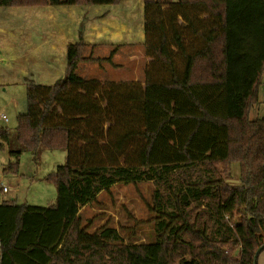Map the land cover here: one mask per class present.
<instances>
[{
	"label": "trees",
	"instance_id": "16d2710c",
	"mask_svg": "<svg viewBox=\"0 0 264 264\" xmlns=\"http://www.w3.org/2000/svg\"><path fill=\"white\" fill-rule=\"evenodd\" d=\"M144 13L143 82L79 75L84 42L68 45L54 84L27 82V112L9 150L16 161L4 172H19L23 151L65 150L66 162L46 178L56 185L53 203L0 202V264H257L264 114L250 111L264 72V0H144ZM114 52L89 60L112 62ZM0 140L10 142L3 124ZM143 181L154 183L152 240L125 241L108 224L89 231L83 207L116 183Z\"/></svg>",
	"mask_w": 264,
	"mask_h": 264
},
{
	"label": "crops",
	"instance_id": "0c3cea01",
	"mask_svg": "<svg viewBox=\"0 0 264 264\" xmlns=\"http://www.w3.org/2000/svg\"><path fill=\"white\" fill-rule=\"evenodd\" d=\"M81 42L87 45L84 52L87 60L78 66L83 77L143 82V70L149 62L144 45V0L95 5L0 6V87L7 92L12 87L25 88L28 81L54 84L67 70L68 45ZM112 51H115L112 62L89 60V57L106 58ZM103 63L109 66L101 68L106 76L94 70L96 75L88 72L94 65ZM7 108V104L0 103L3 112ZM3 200L32 204L17 198ZM257 260L258 264H264V250Z\"/></svg>",
	"mask_w": 264,
	"mask_h": 264
},
{
	"label": "rangeland",
	"instance_id": "374dc122",
	"mask_svg": "<svg viewBox=\"0 0 264 264\" xmlns=\"http://www.w3.org/2000/svg\"><path fill=\"white\" fill-rule=\"evenodd\" d=\"M102 67L105 69L109 66L107 63L96 64L88 72L91 74L94 70L96 74L106 76L101 69ZM78 73L83 76L82 68L78 70ZM141 79L144 80V70ZM259 87V99L252 106L251 119L263 115L264 76ZM0 103L8 105L7 110L4 111L8 116V122L4 125L10 130V142L0 140V182L13 188V191L7 194L0 193V201L17 198L20 201L27 200L29 203L39 205L53 203L56 199V185L46 178L54 173L58 165L66 162L65 150L43 148L37 157L28 151H23L19 159V172L17 174L5 173L4 168L16 161L10 155L9 150L17 146V117L19 114L27 112L26 87H12L7 92H3L0 87ZM232 175L231 183L233 185L238 184L240 165L237 162L232 164ZM153 189L154 183L152 181L116 183L109 190L100 192L96 201L81 209L83 223L89 225L91 232L104 224H108L116 227L125 241L131 239L136 242H148L153 239L154 233L150 222L152 214L149 211ZM235 255L239 256L238 249L235 251Z\"/></svg>",
	"mask_w": 264,
	"mask_h": 264
},
{
	"label": "built area",
	"instance_id": "2783aa9c",
	"mask_svg": "<svg viewBox=\"0 0 264 264\" xmlns=\"http://www.w3.org/2000/svg\"><path fill=\"white\" fill-rule=\"evenodd\" d=\"M7 122H8L7 114L0 109V124L1 123H7ZM12 190H13L12 187H10L7 184L0 182V193L1 194H7V193L11 192Z\"/></svg>",
	"mask_w": 264,
	"mask_h": 264
}]
</instances>
